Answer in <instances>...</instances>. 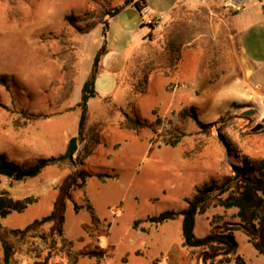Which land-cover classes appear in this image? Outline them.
Segmentation results:
<instances>
[{
  "label": "rangeland",
  "instance_id": "374dc122",
  "mask_svg": "<svg viewBox=\"0 0 264 264\" xmlns=\"http://www.w3.org/2000/svg\"><path fill=\"white\" fill-rule=\"evenodd\" d=\"M252 1L146 0L161 13L158 24L128 51L113 98L89 99L87 130L79 137L77 103L102 42L100 20L122 0H0V153L15 164L31 163L64 154L72 136L78 144L76 166L48 165L24 180L0 174V193L31 199L23 211L0 217V264L3 244L9 264L48 253V264L167 263L169 247L182 241L181 216L156 225L145 217L183 208L197 187L221 183L245 155L264 158V64L245 75L232 29V22L239 32L247 29L246 13L232 17ZM173 38L182 42L174 70L163 54ZM155 65L161 69L148 76L145 93L134 95L131 85L143 84ZM105 73L96 76L97 91L109 84ZM190 106L205 127L182 115ZM247 109L254 113L243 115ZM125 112H137L149 126L123 127ZM96 136L98 144L84 156ZM79 168L93 175L67 191V176ZM104 173L116 176H97ZM61 201L60 227L46 223L23 231ZM136 219L142 221L133 228ZM226 222H241L237 208L213 198L196 215L194 233L222 231ZM233 235L237 246L228 264H238L235 255L245 264H264L244 228ZM185 250L192 264H203L198 250ZM219 258L206 264H227Z\"/></svg>",
  "mask_w": 264,
  "mask_h": 264
},
{
  "label": "trees",
  "instance_id": "16d2710c",
  "mask_svg": "<svg viewBox=\"0 0 264 264\" xmlns=\"http://www.w3.org/2000/svg\"><path fill=\"white\" fill-rule=\"evenodd\" d=\"M264 1V0H263ZM129 6H134L140 12L146 8V0H122L120 4L106 8L102 14L100 23L102 24L101 34L102 42L96 50L91 70L84 80L81 88L80 100L77 103L79 107V118L77 123V134L79 137H84L87 130L89 99L98 95L95 89V79L100 67L102 56L107 51V37L109 31L110 19L126 9ZM264 14V3L262 5ZM66 19L72 20L71 16ZM180 40H169L165 49L164 55L166 63L169 67H174V63L179 58ZM163 55V56H164ZM162 58V56H161ZM161 66L155 65L150 67L144 73L143 84L137 83L131 85V92L134 95H141L146 91L148 76L156 71H159ZM168 72L166 71L165 74ZM184 117L192 118L199 127H205L198 119L197 108L190 106L182 111ZM121 125L127 129L138 131L142 127L149 126L146 119L142 118L137 112L129 114L124 113V119ZM219 132L220 128H216ZM219 137L223 140L221 134ZM98 137L91 138L89 144L84 148V156L92 153L93 148L98 144ZM174 143V142H173ZM172 143V145H174ZM62 155L39 157L31 163L15 164L6 158L5 153H0V166H12L16 169L13 179L24 180L37 176L48 165H61L66 161L73 163L76 166V160L63 159ZM93 175L91 172L84 169H75L66 180L69 181L66 190L70 188H81L84 186L86 179ZM101 177L113 178L116 174H97ZM224 194H226L224 196ZM215 198L218 204L224 208H237V216L241 222H226L222 231L210 230L203 236H196L194 233L195 217L197 214L204 212L210 201ZM185 206L179 210L169 209L163 210L158 214L147 215L143 221L151 224H162L177 216H181V243H173L166 253V264H192V259L186 252L185 248L199 251V257L203 264L208 260L212 261L216 257H220L219 261L229 263L234 254L237 242L234 238L233 231L244 228L248 236V241L257 250L259 254L264 255V158L251 159L248 156H243L240 164L232 165V172L221 183L210 181L196 188L195 193L191 197L184 199ZM31 199H14L7 191L0 193V217H6L12 212H21L29 204ZM77 210L78 206L74 205ZM64 203L54 207L47 215L40 219H34L29 223L23 231H27L37 225L46 223H56L59 227L64 219ZM142 220L136 219L133 223V228L138 227ZM47 240V238H44ZM10 249L6 244H3V263L9 264ZM50 253L41 259L34 260L29 264H48ZM235 260L238 264H245L240 255H235Z\"/></svg>",
  "mask_w": 264,
  "mask_h": 264
},
{
  "label": "crops",
  "instance_id": "0c3cea01",
  "mask_svg": "<svg viewBox=\"0 0 264 264\" xmlns=\"http://www.w3.org/2000/svg\"><path fill=\"white\" fill-rule=\"evenodd\" d=\"M262 5V1L254 0L245 7L238 8L232 17L233 20L234 16L246 13L245 17L249 21L247 29L240 32L232 22V29L242 51L247 77L249 73L255 72L264 64V14ZM252 6L255 7V10H249ZM145 11L150 15L161 17L159 10L154 9L153 11L148 5L143 12L134 6H129L110 19L107 51L102 56L99 67L100 73L106 72L105 75L108 77H104V80L108 81L109 84H103L107 87H101L100 91L96 90L97 97L113 98L115 90L119 87L118 75L125 66L128 51L132 45L140 43L149 31L147 25L141 26L147 17ZM235 82L233 81L231 84H236L237 82Z\"/></svg>",
  "mask_w": 264,
  "mask_h": 264
},
{
  "label": "water",
  "instance_id": "95a60500",
  "mask_svg": "<svg viewBox=\"0 0 264 264\" xmlns=\"http://www.w3.org/2000/svg\"><path fill=\"white\" fill-rule=\"evenodd\" d=\"M144 26V24H141ZM254 113L253 109H247L242 112L243 115H251ZM78 144H77V136H72L68 141V146L64 154H62L63 159H72L74 153L77 151ZM16 169L12 166H0V174L5 175L7 177H13L15 174Z\"/></svg>",
  "mask_w": 264,
  "mask_h": 264
},
{
  "label": "built area",
  "instance_id": "2783aa9c",
  "mask_svg": "<svg viewBox=\"0 0 264 264\" xmlns=\"http://www.w3.org/2000/svg\"><path fill=\"white\" fill-rule=\"evenodd\" d=\"M145 15L147 16L146 20H145V23H146L147 26L154 27V26H156V24H158V21H159V17L158 16L150 15L146 11H145Z\"/></svg>",
  "mask_w": 264,
  "mask_h": 264
}]
</instances>
